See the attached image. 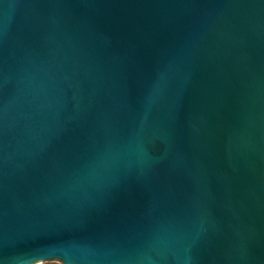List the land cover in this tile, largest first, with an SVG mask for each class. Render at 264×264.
<instances>
[{"label": "water", "instance_id": "95a60500", "mask_svg": "<svg viewBox=\"0 0 264 264\" xmlns=\"http://www.w3.org/2000/svg\"><path fill=\"white\" fill-rule=\"evenodd\" d=\"M46 260L264 264V0H0V264Z\"/></svg>", "mask_w": 264, "mask_h": 264}, {"label": "snow or ice", "instance_id": "6c2138e0", "mask_svg": "<svg viewBox=\"0 0 264 264\" xmlns=\"http://www.w3.org/2000/svg\"><path fill=\"white\" fill-rule=\"evenodd\" d=\"M39 243H40V241H37L36 242V245H39ZM36 252L37 253H45V254H47V250L44 249V248H40V247H37L36 248ZM34 258L38 259V258H40V256L39 255H36V256H34Z\"/></svg>", "mask_w": 264, "mask_h": 264}, {"label": "rangeland", "instance_id": "374dc122", "mask_svg": "<svg viewBox=\"0 0 264 264\" xmlns=\"http://www.w3.org/2000/svg\"><path fill=\"white\" fill-rule=\"evenodd\" d=\"M35 264H63V263L59 260H46Z\"/></svg>", "mask_w": 264, "mask_h": 264}]
</instances>
